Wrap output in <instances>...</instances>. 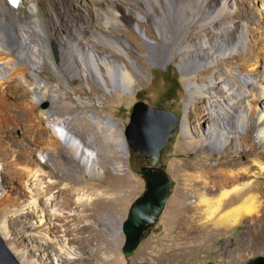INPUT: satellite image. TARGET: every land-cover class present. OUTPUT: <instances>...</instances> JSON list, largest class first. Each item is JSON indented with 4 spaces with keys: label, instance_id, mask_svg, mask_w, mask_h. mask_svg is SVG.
I'll list each match as a JSON object with an SVG mask.
<instances>
[{
    "label": "rangeland",
    "instance_id": "rangeland-1",
    "mask_svg": "<svg viewBox=\"0 0 264 264\" xmlns=\"http://www.w3.org/2000/svg\"><path fill=\"white\" fill-rule=\"evenodd\" d=\"M247 2L248 0H243V3ZM4 3L5 1H2V4ZM117 3L118 10L127 9L130 12L129 19L120 18V24L115 27L101 25L103 17L97 22L103 31L118 34L130 56L139 61L140 72L135 71L123 55H115L116 59L121 63L125 62L135 75L136 82L131 89L110 88V91L106 92L94 81L87 82L80 77L74 81L66 78L65 84L63 79L50 72L46 64L35 70L36 74L30 71L31 67H25L21 70V75L17 72L11 79L9 78L12 83L0 72V78L2 77L5 82L0 86V94H3L2 102L12 115L10 120L0 114V141L5 138L3 145L12 149V157L17 159L19 156L24 157L23 160L18 159L17 168L36 167L32 162H28V156L22 153V146L30 147L29 150L34 153V160L40 163L48 174L44 180V187H47L49 181L60 180V184L55 189L52 188L38 197V207H30V198L34 192L29 189V185L24 186L23 183L26 182L22 183L20 179L15 178L8 184L7 190L3 188L0 194L5 200L14 201L15 206L18 207L22 203L26 204L25 207H30L31 215L28 217L24 215L26 218L21 217L18 224L11 226L9 237L4 238L1 233L0 235L12 253V245L16 243L19 250L25 252L27 261L33 260L35 264H55L51 258L48 259L50 253L46 251L43 241L30 242L28 237L40 226L41 223L38 221L43 219L40 212L44 210L45 213L49 212L46 214L50 216V224L47 226L48 237L52 236L54 230L60 231L67 241L68 252L65 253H60V248L54 244L48 247L53 254L59 256L61 261L59 264H246L250 259L264 257V106L258 105L259 107L255 108L253 103L257 98L261 101L260 87L264 82V6L256 1L253 12L255 16L248 23L252 35L244 40V47L241 45L237 50L241 53L240 59L222 58L216 63L218 72L214 69L202 71L201 76L198 75L197 78L199 83H203L211 75H226L224 73L230 71L231 65L244 63L243 72H252L255 80L254 89H250L252 94L249 97L250 105H244L249 118L248 124L243 127L244 131L236 133L234 139L220 150L212 146L188 145L181 123L177 133L169 139L161 152V163L171 184L168 201L155 226L145 234L133 255L125 258L122 252L125 242L122 223L127 218L131 204L146 188L140 172L141 166L132 161L123 134L129 123L132 107L136 102L143 101L151 106L171 111L182 120L188 91L185 74L178 68L177 59H171L166 65L152 64L148 60L149 48L145 46L137 29L143 31L149 41L158 42L159 37L150 19L140 21L141 24L137 20L135 12H138L137 7L140 6L128 4L126 0H118ZM38 7L41 10V3ZM46 8L41 12L46 18L42 23L51 29L50 32H54L58 17L53 11L48 14ZM85 14L90 16L88 12ZM82 18L84 20L86 16ZM233 19L239 21L235 17ZM138 24L139 28H136ZM243 29L242 24L237 22L238 34L241 35ZM189 33L202 35L198 25H194V29ZM211 35L214 37L213 32ZM49 49L57 63L59 51L55 40L49 42ZM9 52L12 54L10 50ZM100 52L112 55L104 48H100ZM251 65L256 67L255 72L250 71ZM36 78H41L45 83L42 84L43 87L35 90V93L47 92V101L35 103L32 91L23 84L24 81L33 83ZM20 83L22 86L19 87ZM177 86L179 89L174 93L172 90ZM87 100L92 101L90 106L83 105ZM64 102L71 106L62 107L61 103ZM209 105V100L204 97L191 108L190 132L196 138L210 136V127L203 123H211V119L204 115V108ZM48 110L52 111L51 116L47 119L42 118L41 123H38L37 115H40L41 111ZM28 111L32 112V115L28 116ZM59 118L65 119L66 122L72 121L73 129L78 131L82 130L81 121L86 119L83 122L87 123L90 129L81 133L80 137L85 141L88 149L98 157L99 166L97 165L94 171L87 170L75 160L63 140L58 142V149L53 153L45 149V141L55 138L48 135L39 138L36 130L42 125L53 129L55 120ZM97 121L102 123L103 131L109 126L112 127L115 131L114 138L106 136V133L104 138L95 135L101 131V127L96 126ZM250 122L254 126L250 133H247V126H251ZM243 134L246 142L241 147L238 141ZM4 143L9 146L7 144L5 146ZM40 154H43L45 159H42ZM109 158L119 159V162L111 160L104 163V160ZM52 167L59 171L52 170ZM103 167L102 173L98 174L99 168ZM208 169L216 172L225 171L232 179V185L220 188L219 179ZM244 170L247 172L245 176L236 174ZM245 184L255 189L251 195L244 196L233 206L235 208L237 205L247 212V216L234 227L218 228L216 215L182 213L183 210L191 207L203 209V205L196 200L200 197L204 199L206 197V201L211 202V206H215L221 191L243 187ZM67 185H72L76 189L89 187L103 190L104 195L101 198L103 197L104 203L89 211H81L76 204L68 206L67 196L61 191ZM74 198L79 202L94 201L97 197L79 190ZM54 211L58 212L57 215H62V219H56ZM13 255L19 264H24L15 254Z\"/></svg>",
    "mask_w": 264,
    "mask_h": 264
},
{
    "label": "bare ground",
    "instance_id": "bare-ground-1",
    "mask_svg": "<svg viewBox=\"0 0 264 264\" xmlns=\"http://www.w3.org/2000/svg\"><path fill=\"white\" fill-rule=\"evenodd\" d=\"M2 1H5V3L2 4ZM117 1L25 0L20 2L17 8H14L6 0H0V72L6 78L11 79L13 74L17 72L21 75V70L27 66L31 67L30 71L36 74L34 71L39 69L41 65L46 64L50 72L63 79L62 81L65 84L67 83L66 78L74 81L80 77L87 82L88 80L94 81L106 92H109L110 88L118 90L131 89L136 82L135 75L128 65L125 62H119L115 55H123L130 62L132 68L138 72L141 71L139 61L130 56L118 34L103 31V28L97 22L103 17L104 20L101 25L115 27L120 24V18L129 19L131 17L127 9H124V11L117 9ZM126 1L128 4H138L140 6L137 7L139 8L138 12H135L137 20L142 22V20L150 19L156 35L159 37L158 42L149 41L144 32L137 29L145 46L149 48L148 60L152 64L161 63L166 65L171 59L175 58L178 62V68L185 74L188 96L185 101V112L181 123L188 145L212 146L220 150L224 149L234 139L236 133L244 131L243 127L249 122L244 105H250L249 97L252 95L250 89H254L255 85L253 74L252 72L244 73L245 64L240 62L231 65L229 67L230 71L224 73L226 75L218 73L217 76L211 75L203 83H199L197 78L198 75L201 76L202 71L214 69L218 72L216 63L222 58L240 59L241 53H238L237 50L241 45H244V40L252 35V29L248 27V23L255 16L253 12L255 4H257L256 1L264 6V0H248L247 3H243V0ZM40 3L41 10L38 7ZM44 8H46L48 14L52 11L57 14L58 20L55 22L54 32H50L51 29L42 23L43 19H46L41 13ZM86 12L90 13V16H87ZM84 15L86 18L83 20ZM234 17L239 21L234 20ZM237 22L238 24L241 23L242 28H244L241 35L238 34ZM194 25L201 28V36L189 33L194 29ZM136 28H139V24ZM211 32L214 33V37H212ZM62 33L66 34L62 35ZM15 37L18 40H15ZM11 39L15 41H10ZM51 40H55L58 44L59 61L57 63L54 61L49 49ZM100 48L109 50L112 55L101 53ZM250 71L255 72L256 67L251 65ZM1 78L0 86L5 84ZM10 79L9 81H11ZM9 81L10 85L12 81L11 83ZM43 83L45 82L41 78H36L33 83L23 82L24 86L32 91L35 103L48 100L47 92L35 93V90L43 87ZM20 86H22V83L19 84ZM260 91L262 92L261 101L258 98L253 100L255 108L261 105L264 106V82L260 87ZM2 96L3 94H0V114L11 120L12 115L4 107ZM204 97H207L210 103L209 106H205L204 115L211 119V123H203L210 127L211 133L208 138H196L190 132L189 117L192 106ZM91 102V100L84 101L83 105L90 106ZM68 105L70 104L67 102L61 103L62 107ZM51 114V110L41 111V114L37 115V122L41 123L42 118L47 119ZM27 115H32V112L28 111ZM85 120L81 121V131L73 129L74 123L72 121L66 122L65 119L59 118L55 120L54 131L46 125H42L39 128L36 127V134L39 138L44 135L55 138V140L45 141V149L50 153L56 151L58 142L63 140L69 147L74 159L79 161L87 170L94 171L99 162L98 157L88 149L87 144L80 137L81 133H85L90 129L87 123L83 122ZM101 124L99 121L96 122L98 128L101 127ZM249 124L251 126H247V133H250L254 126L251 122ZM114 132L110 126L106 131H103L101 127L99 134L96 133L95 135L104 138L103 136L106 133V136L114 138ZM245 139L244 134L240 135L238 145L243 147L246 142ZM3 142H5V138L0 141V192L4 189L7 190L8 184L15 178L16 180L20 179L22 183L26 182L23 183L24 186L29 185V189L31 188L34 192L30 198V207H38V197L52 188L55 189L60 184V180L49 181L47 187H44V180L48 174L40 163H36L33 151L29 150L30 147L22 146V153L26 154L29 158L28 162H32L36 167L33 169L30 166V168L28 166L17 168L18 159L23 160L24 157L19 156L18 159L12 157V149L4 147ZM4 144L6 146L7 143ZM7 146L9 145L7 144ZM39 156L45 159L43 154ZM111 160L119 162V159L109 158L105 159L104 163ZM99 169L97 173L101 174L104 167ZM52 170L58 169L52 167ZM208 171L219 179L220 188L232 185V179L226 175L225 171L216 172L213 169H208ZM52 172L54 173V171ZM236 174H240L242 177L247 172L244 170ZM3 176L5 177L3 178ZM186 185L188 184L186 183ZM44 188L46 189L44 190ZM254 189L255 187L245 184L243 187L221 191L215 206H211V202L206 201V197L205 199L200 197L196 200L200 205H203V209L191 207L183 210L182 213L185 215H216L218 217L217 227L228 229L239 224L247 216V212L238 208L237 205L235 208L233 206L244 196L251 195ZM79 190L92 193L97 198L94 201L82 200L78 202L74 196ZM61 191L67 196V205L76 204L77 208H81V211L93 210L99 204L104 203L103 197L101 198L104 191L100 189L89 187L76 189L72 185H67ZM25 205L22 203L19 207L15 206L14 201L5 200L0 194V233L4 238L9 237L11 226L18 224L21 217L31 215L30 207H25ZM46 213L41 210L40 215L43 219L38 221L41 224L28 237L30 242L41 243L43 241L42 244L46 247V251L50 253L48 259L51 258L55 264H59L61 262L59 256L53 254L48 247L54 244L60 248V253H65L68 252L67 241L60 231L54 230L52 236L48 237L47 226L50 224V216ZM57 213L54 215L56 219H62V215H57ZM15 244L12 245V251L19 261L24 264H35L33 260L27 261L25 252L19 250Z\"/></svg>",
    "mask_w": 264,
    "mask_h": 264
},
{
    "label": "water",
    "instance_id": "water-1",
    "mask_svg": "<svg viewBox=\"0 0 264 264\" xmlns=\"http://www.w3.org/2000/svg\"><path fill=\"white\" fill-rule=\"evenodd\" d=\"M182 120L171 111L136 102L123 132L130 154L139 153L148 159L141 166L145 191L130 206L122 223L125 237L122 252L125 258L133 255L141 240L155 226L168 201L171 184L164 167L159 164L161 151L180 128ZM0 264H19L0 235ZM246 264H264V257L250 259Z\"/></svg>",
    "mask_w": 264,
    "mask_h": 264
},
{
    "label": "flooded vegetation",
    "instance_id": "flooded-vegetation-1",
    "mask_svg": "<svg viewBox=\"0 0 264 264\" xmlns=\"http://www.w3.org/2000/svg\"><path fill=\"white\" fill-rule=\"evenodd\" d=\"M131 158H132L133 162L137 163L140 166L148 165V159H146L143 155H141L139 153H134L133 155H131ZM161 160H162V153H160V157H159V161H158L159 164L162 166Z\"/></svg>",
    "mask_w": 264,
    "mask_h": 264
},
{
    "label": "trees",
    "instance_id": "trees-1",
    "mask_svg": "<svg viewBox=\"0 0 264 264\" xmlns=\"http://www.w3.org/2000/svg\"><path fill=\"white\" fill-rule=\"evenodd\" d=\"M179 88H178V86L176 87V89H174V90H172L174 93H175V91H177ZM171 98H173V97H171Z\"/></svg>",
    "mask_w": 264,
    "mask_h": 264
},
{
    "label": "snow or ice",
    "instance_id": "snow-or-ice-1",
    "mask_svg": "<svg viewBox=\"0 0 264 264\" xmlns=\"http://www.w3.org/2000/svg\"><path fill=\"white\" fill-rule=\"evenodd\" d=\"M13 2H15V0H13Z\"/></svg>",
    "mask_w": 264,
    "mask_h": 264
},
{
    "label": "clouds",
    "instance_id": "clouds-1",
    "mask_svg": "<svg viewBox=\"0 0 264 264\" xmlns=\"http://www.w3.org/2000/svg\"><path fill=\"white\" fill-rule=\"evenodd\" d=\"M21 2V1H20Z\"/></svg>",
    "mask_w": 264,
    "mask_h": 264
}]
</instances>
